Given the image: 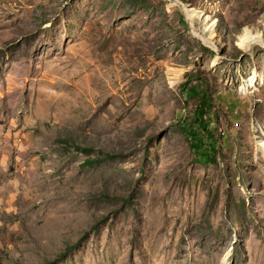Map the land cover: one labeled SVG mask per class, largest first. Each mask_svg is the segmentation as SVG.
Masks as SVG:
<instances>
[{
  "label": "rangeland",
  "instance_id": "obj_1",
  "mask_svg": "<svg viewBox=\"0 0 264 264\" xmlns=\"http://www.w3.org/2000/svg\"><path fill=\"white\" fill-rule=\"evenodd\" d=\"M246 31L264 0H0V264H264Z\"/></svg>",
  "mask_w": 264,
  "mask_h": 264
},
{
  "label": "trees",
  "instance_id": "obj_2",
  "mask_svg": "<svg viewBox=\"0 0 264 264\" xmlns=\"http://www.w3.org/2000/svg\"><path fill=\"white\" fill-rule=\"evenodd\" d=\"M182 90L191 97V98H196L198 100V106L196 109V116L197 118H199V125L201 128H195V126H192L191 128V147L194 151L201 153V156L205 159L209 158V154L208 153H203V147H204V143L202 141V139H198V136L200 135L202 129H208V125L207 122L205 121V117H206V107L207 104L211 103L212 100V96L204 89L202 88V85L200 83H195L192 84L191 86H187L186 84H184ZM208 151V150H207ZM108 156V155H107ZM213 159V158H212ZM88 164H95L96 160H87ZM46 264H52L50 262L46 263Z\"/></svg>",
  "mask_w": 264,
  "mask_h": 264
},
{
  "label": "bare ground",
  "instance_id": "obj_3",
  "mask_svg": "<svg viewBox=\"0 0 264 264\" xmlns=\"http://www.w3.org/2000/svg\"><path fill=\"white\" fill-rule=\"evenodd\" d=\"M262 36H264L263 32L259 34H253L251 31H246L245 34L242 36L240 41L241 46L251 47L252 45H261L262 44ZM203 40L209 42V40L203 37ZM262 147L264 149V143H262Z\"/></svg>",
  "mask_w": 264,
  "mask_h": 264
}]
</instances>
